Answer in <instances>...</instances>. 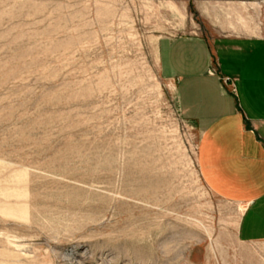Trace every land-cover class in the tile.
I'll return each mask as SVG.
<instances>
[{"label":"rangeland","instance_id":"rangeland-1","mask_svg":"<svg viewBox=\"0 0 264 264\" xmlns=\"http://www.w3.org/2000/svg\"><path fill=\"white\" fill-rule=\"evenodd\" d=\"M225 34L264 0H0V264H264L162 64Z\"/></svg>","mask_w":264,"mask_h":264},{"label":"crops","instance_id":"crops-1","mask_svg":"<svg viewBox=\"0 0 264 264\" xmlns=\"http://www.w3.org/2000/svg\"><path fill=\"white\" fill-rule=\"evenodd\" d=\"M162 64L185 115L210 132L207 163L220 189L248 200L242 238L264 242V36L172 38Z\"/></svg>","mask_w":264,"mask_h":264}]
</instances>
